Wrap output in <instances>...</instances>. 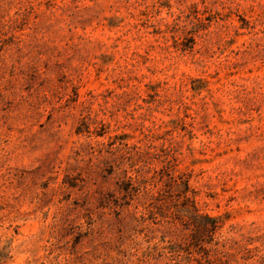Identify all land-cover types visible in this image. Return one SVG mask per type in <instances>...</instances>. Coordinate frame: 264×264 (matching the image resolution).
<instances>
[{"label": "rangeland", "instance_id": "obj_1", "mask_svg": "<svg viewBox=\"0 0 264 264\" xmlns=\"http://www.w3.org/2000/svg\"><path fill=\"white\" fill-rule=\"evenodd\" d=\"M0 264H264V0H0Z\"/></svg>", "mask_w": 264, "mask_h": 264}, {"label": "trees", "instance_id": "obj_2", "mask_svg": "<svg viewBox=\"0 0 264 264\" xmlns=\"http://www.w3.org/2000/svg\"><path fill=\"white\" fill-rule=\"evenodd\" d=\"M175 181V180H174ZM215 220V219H214Z\"/></svg>", "mask_w": 264, "mask_h": 264}]
</instances>
